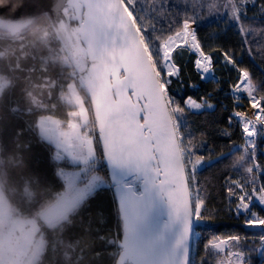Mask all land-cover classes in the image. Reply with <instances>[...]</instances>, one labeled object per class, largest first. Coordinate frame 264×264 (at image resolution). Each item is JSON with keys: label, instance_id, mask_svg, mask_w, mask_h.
Masks as SVG:
<instances>
[{"label": "snow or ice", "instance_id": "1", "mask_svg": "<svg viewBox=\"0 0 264 264\" xmlns=\"http://www.w3.org/2000/svg\"><path fill=\"white\" fill-rule=\"evenodd\" d=\"M143 3L94 0L99 57L92 85L101 167L110 172V187L123 226L122 242H118L120 233L110 239L99 227L97 239L106 248L123 250L119 264H124L130 244L144 251L148 257L144 264H161L156 259L161 256L170 257L164 264H208L209 250H215L219 258L226 257L217 264H252V253L264 264V234L250 240L239 232L213 233L204 242L205 255L193 261L192 240L197 227H215V216L208 211L211 196L202 195L204 188L198 179V173L215 161L207 141L196 139L188 116L214 110L216 105L209 102L211 93L198 101L192 95L180 100L171 92L173 78L181 76L180 61L185 53L196 57L194 67L202 81L212 72L217 53L226 67L237 71L240 82L232 90L246 92L257 113L256 122L241 111L226 117L229 126L235 123L240 127L244 144L239 146L241 153L235 164L247 174L243 182L225 178L228 211L237 220L242 218L244 227L264 232V216L252 210L254 200L264 206V165L255 163L258 140L264 139V96H253L255 85L249 71L238 67L235 48L206 46L193 27L216 23L219 35L226 33L229 25L234 26L242 54L254 59L264 53V24L257 22L264 17V0H151L149 17ZM6 11L8 7H0V13ZM188 87L198 89L199 85ZM81 159L85 165L96 160L91 140L87 155ZM67 179L71 186V175ZM97 187L106 185L102 177L94 175L74 199L82 200ZM100 223H107V219L102 217Z\"/></svg>", "mask_w": 264, "mask_h": 264}, {"label": "trees", "instance_id": "2", "mask_svg": "<svg viewBox=\"0 0 264 264\" xmlns=\"http://www.w3.org/2000/svg\"><path fill=\"white\" fill-rule=\"evenodd\" d=\"M150 5L151 0H144L142 4L146 9V17L150 16L147 11ZM251 11L250 9V15ZM219 19L218 17L217 20ZM257 22L264 24V17H259ZM71 25L76 26V23L71 20ZM37 27H45L51 32V38H46L45 46L40 45L38 39L31 42L27 40L22 45L15 43V46H11V54L7 58L0 56V74L8 78V84L0 94V185L15 217L37 220L38 234L43 238L44 250L35 264H115L119 249L104 247L97 239L96 232L99 227L110 239L117 237L118 233L122 236V223L118 218V208L110 186L97 188L88 194L64 221L53 226L45 224L39 218L41 209L52 205L63 193L65 184L60 175L61 170L72 169V166L66 160L57 159L55 146L41 137L37 120L49 115L61 121V127L67 129V122L71 120V113L75 108L66 99L71 80L69 71L73 69L65 61V54L52 33L47 18L39 17L21 35ZM193 27L198 29V35L206 46L235 48L238 67L249 71L255 93L259 97L264 96V53L254 59L248 53L242 54L232 25L228 26L226 33L219 35L217 33L220 29L216 23ZM2 36L15 35L0 31V37ZM7 39L0 38V44L7 45ZM195 58L194 55L185 53L180 61L181 76L179 79L173 78L171 92L177 99L182 100L185 96L192 95L198 101L201 96L211 93L209 102L216 105L214 110H204L188 116L196 139L207 141L214 152L211 159L215 161L198 173V179L204 188L202 195L211 196L208 211L215 216V227L206 230L202 225L197 227L192 251V259L197 262L205 255L204 242L213 233L223 236L239 232L247 235L250 240H258L259 235L264 232L262 229L247 230L242 218L237 220L229 213L226 199L225 178L240 179L241 182L247 178L243 169L235 164L244 138L240 127L235 123L229 126L226 119L234 111L242 110L236 105V99L232 95V88L239 83L238 73L226 67L217 53L212 72L202 81L194 67ZM217 80L219 83H216ZM191 83L198 84L199 88H189ZM201 132H206L207 135H200ZM225 132L230 133V136L224 135ZM100 155L102 158V153ZM255 163L264 165L262 139L258 140ZM95 171L108 178L106 168L101 167V163L96 166ZM252 210L264 216L261 206L256 205ZM102 217L107 219V223H100ZM101 248L103 251L98 250ZM207 257L208 264H215V256L211 250Z\"/></svg>", "mask_w": 264, "mask_h": 264}, {"label": "rangeland", "instance_id": "3", "mask_svg": "<svg viewBox=\"0 0 264 264\" xmlns=\"http://www.w3.org/2000/svg\"><path fill=\"white\" fill-rule=\"evenodd\" d=\"M53 33V30H52ZM51 32L47 28H34L32 31H27L21 35L12 34L15 36H2L0 38L6 40L7 45H2L0 49V56L7 58L11 54V46H15V43H21V45L25 41H30L33 39H38L40 45L45 46L46 38H51ZM54 34V33H53ZM55 36V35H54ZM56 38V37H55ZM1 45V44H0ZM20 48V47H19ZM66 58V56L64 57ZM67 59H65L66 61ZM68 62V61H67ZM70 63V62H69ZM71 65V64H70ZM71 80L69 81V94L66 95L67 102L72 104L73 111L71 113V120L69 123L72 124H82V129H76L72 127V130L65 129L60 130L59 134V143L60 145L56 149V155L58 160H66L65 152L68 154H72L73 151L75 154L82 156L87 155V145L88 141H93V147L96 151V160H90L89 164L85 165L83 162H77L75 160L67 161L72 166V169L64 168L61 170L60 175L64 180V190L63 193L52 203V205L47 206L39 212V218L42 219L45 224L49 226H53L61 221H64L65 218L73 211L75 208L84 201L86 196L91 192H88L82 200H75L76 193L80 190H84L87 188V185L94 175H99L95 170L96 166L99 165L102 161L100 147L98 142V130H96V125L94 119L92 118L91 107L89 105L88 97L85 94L83 86L80 84L79 78L77 74L73 71H69ZM240 82V81H239ZM8 84V78L4 75L0 74V94L4 89L3 87ZM233 89V88H232ZM232 95L236 99V105L240 106L241 111L245 113L247 119L256 122V113L257 109H253L251 107V100L248 97L246 92L236 93L232 90ZM253 96L257 99L260 97L253 92ZM235 112V111H234ZM80 113L79 119L77 118V114ZM48 117V116H42ZM40 117V118H42ZM38 118V128L39 133H41V137L45 140L44 135L41 132V128L43 127L41 119ZM55 118V117H54ZM67 122V125H68ZM60 125L62 126V122L60 121ZM57 130V129H56ZM59 131V130H57ZM56 134V133H55ZM54 136V135H53ZM65 140L70 141L74 140L75 144L71 145L70 151L66 148ZM264 140V139H262ZM79 142V143H78ZM56 147V145H55ZM66 148V151H65ZM84 152V154H83ZM69 154V155H70ZM96 172V173H95ZM71 175L74 183L70 186L68 183V177ZM100 176V175H99ZM103 182L106 186H110L109 179L103 176ZM261 206L264 209V206L260 205L256 200L253 201V207ZM14 232V233H13ZM39 232V225L37 224V220L34 218H25V217H15L11 210V205L8 201V198L3 192L2 187L0 185V264H35L41 256L44 247H43V238ZM117 235V234H116ZM197 237V234L194 238ZM116 238V237H114ZM121 239V237H120ZM119 239V241H120ZM118 241V242H119ZM121 249H119V253ZM214 253L215 261L217 264V260H226V257H217L215 255V250H211ZM118 253V255H119ZM222 255V254H221ZM252 264H260V261L257 259L256 254L252 253Z\"/></svg>", "mask_w": 264, "mask_h": 264}, {"label": "water", "instance_id": "4", "mask_svg": "<svg viewBox=\"0 0 264 264\" xmlns=\"http://www.w3.org/2000/svg\"><path fill=\"white\" fill-rule=\"evenodd\" d=\"M0 7H8V11L0 13V31L8 34H19L33 25L39 17L47 18L67 61L70 62L74 73L77 74L80 84L84 88L91 107L92 118L99 134L96 92L92 85V76L99 57V46L96 40L98 14L94 0H0ZM69 10L72 12L69 13ZM71 20L76 23V26L71 25ZM99 147L100 153H102L100 143ZM106 172L111 185L110 172L107 168ZM112 192L115 198L114 189ZM246 229L261 230V228ZM122 239L121 236L119 242H122ZM194 242L193 237L191 256L193 255ZM121 253H123L122 249L115 264H119ZM146 259L148 257L145 256L141 248H133L130 244L124 264H144ZM156 259L164 264L170 257L161 256Z\"/></svg>", "mask_w": 264, "mask_h": 264}, {"label": "crops", "instance_id": "5", "mask_svg": "<svg viewBox=\"0 0 264 264\" xmlns=\"http://www.w3.org/2000/svg\"><path fill=\"white\" fill-rule=\"evenodd\" d=\"M77 117L78 118L80 117V113L77 114ZM40 119H41L42 125H43V127L41 128V132L44 135L45 140L47 142H50L54 146L56 145L55 148H58V146L60 145V143H59L60 142L59 141V134H60V130L62 129L61 125H60L61 124L60 121L57 118H54V117L49 116V115H48V117H42ZM78 125H80L82 127L84 126L82 124L75 125V124H72V123L68 122L67 129H65V131L67 132V130H72V127H75L76 129L81 130L82 128L80 126H78ZM56 129L59 130V131H57ZM65 143L67 144L66 145L67 150L70 151L71 145L75 144L77 142H75L74 140H70V141L65 140ZM66 148H65V151H66ZM65 154H66V160L69 161V162L72 161V160H75L77 162H83L82 159H81V157H83L82 154L77 155V154L74 153V151L70 155L68 154V152H65ZM83 154H84V152H83Z\"/></svg>", "mask_w": 264, "mask_h": 264}, {"label": "bare ground", "instance_id": "6", "mask_svg": "<svg viewBox=\"0 0 264 264\" xmlns=\"http://www.w3.org/2000/svg\"><path fill=\"white\" fill-rule=\"evenodd\" d=\"M1 43V42H0ZM2 46V45H1ZM14 233V232H13Z\"/></svg>", "mask_w": 264, "mask_h": 264}]
</instances>
